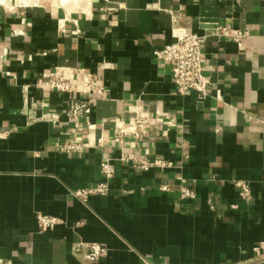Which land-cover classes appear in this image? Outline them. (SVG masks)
<instances>
[{"label": "crops", "instance_id": "crops-1", "mask_svg": "<svg viewBox=\"0 0 264 264\" xmlns=\"http://www.w3.org/2000/svg\"><path fill=\"white\" fill-rule=\"evenodd\" d=\"M2 4L0 264H264L253 252L264 240V0ZM202 11L217 17L204 22ZM174 27L202 37L204 99L177 93L154 55L173 42ZM222 27L246 36L237 42ZM56 72L81 87L92 74L106 93L72 119L71 99L88 95L37 85ZM137 113L156 116L160 130L123 136ZM62 142L88 146L69 154ZM123 153L173 166L140 171L118 161L108 195H74L102 179L103 160ZM237 180L250 184V200ZM183 187L195 197L182 198ZM41 213L62 223L40 231ZM80 242L103 243L108 255L87 263Z\"/></svg>", "mask_w": 264, "mask_h": 264}, {"label": "built area", "instance_id": "built-area-1", "mask_svg": "<svg viewBox=\"0 0 264 264\" xmlns=\"http://www.w3.org/2000/svg\"><path fill=\"white\" fill-rule=\"evenodd\" d=\"M220 34L233 37L235 41L239 42L246 36V34L236 28L222 27L219 29ZM173 42L156 49L154 55L163 60L171 69L173 79L176 85L177 93L184 95L189 91H196L200 99L208 96V88L210 78L204 73V65L202 59V37L194 32H189L185 28L174 27L172 29ZM88 81L81 87L63 78L61 73H51L43 76L38 80L37 85L41 87H48L57 90L61 93H76L81 88L86 92L88 98L79 99L73 97L71 99L67 115L72 118H82L92 105V98L94 96L102 97L106 93L103 86H98L92 74H88ZM44 117L51 118L54 121L59 119L56 113L45 114ZM175 120V117H171ZM154 125L160 130V123L156 116L145 115L137 113L133 119L132 126L135 128L132 132L122 130L123 136L133 138L134 140L142 139L144 135V128L146 126ZM82 142H62L57 145L60 152L69 154L82 153L87 147ZM122 162L132 165L140 171H149L152 169H169L173 164L161 158H151L147 155L137 156L135 153H123L120 157H110L102 161L100 171L102 179L92 187H85L75 190L74 195L80 199L87 200L94 195L106 196L111 191L112 180L116 174V162ZM235 185L239 188V195L242 199L250 200L252 197L251 186L247 181L237 180ZM164 191L169 190L168 185L161 186ZM182 198L191 199L195 197L193 189L183 187L181 189ZM38 224L40 231H48L54 229L62 223L59 217L41 213L38 215ZM76 250L81 251L86 248L85 259L87 263H94L106 257L109 248L99 242L83 243L76 245ZM254 258L257 261L264 260V240L260 241L254 248Z\"/></svg>", "mask_w": 264, "mask_h": 264}, {"label": "rangeland", "instance_id": "rangeland-1", "mask_svg": "<svg viewBox=\"0 0 264 264\" xmlns=\"http://www.w3.org/2000/svg\"><path fill=\"white\" fill-rule=\"evenodd\" d=\"M34 1L36 0H8V1H2L3 3V7L6 9H11V6L13 5H31L32 3H34ZM55 4L59 3V0H53Z\"/></svg>", "mask_w": 264, "mask_h": 264}, {"label": "water", "instance_id": "water-1", "mask_svg": "<svg viewBox=\"0 0 264 264\" xmlns=\"http://www.w3.org/2000/svg\"><path fill=\"white\" fill-rule=\"evenodd\" d=\"M201 15H202V17L204 18L203 20H204V22H212V21H210V20H212V19H210V18H213V17H217V15H216V13L214 14V15H209V13H206L205 11H202V13H201ZM209 18V19H208ZM264 261V260H263Z\"/></svg>", "mask_w": 264, "mask_h": 264}, {"label": "bare ground", "instance_id": "bare-ground-1", "mask_svg": "<svg viewBox=\"0 0 264 264\" xmlns=\"http://www.w3.org/2000/svg\"><path fill=\"white\" fill-rule=\"evenodd\" d=\"M61 1V0H60ZM76 1H78V0H63V3L64 4H68V3H70V2H76Z\"/></svg>", "mask_w": 264, "mask_h": 264}]
</instances>
